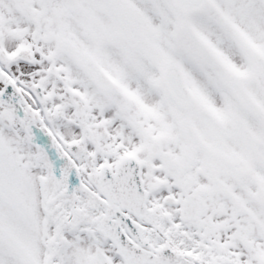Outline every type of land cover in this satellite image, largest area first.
I'll list each match as a JSON object with an SVG mask.
<instances>
[{
    "label": "snow or ice",
    "instance_id": "6c2138e0",
    "mask_svg": "<svg viewBox=\"0 0 264 264\" xmlns=\"http://www.w3.org/2000/svg\"><path fill=\"white\" fill-rule=\"evenodd\" d=\"M0 264H264V0H0Z\"/></svg>",
    "mask_w": 264,
    "mask_h": 264
}]
</instances>
